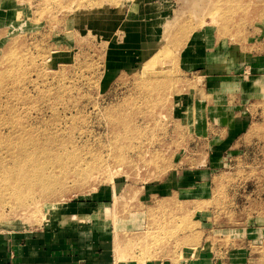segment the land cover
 <instances>
[{
  "label": "rangeland",
  "instance_id": "rangeland-1",
  "mask_svg": "<svg viewBox=\"0 0 264 264\" xmlns=\"http://www.w3.org/2000/svg\"><path fill=\"white\" fill-rule=\"evenodd\" d=\"M165 23L174 37L153 66ZM203 29L223 45L224 72L240 84L229 105L239 103L250 124L235 152L208 170L211 192L208 174L194 190L160 188L154 197L150 187L191 170V149L202 164L210 148L196 142L191 105L183 114L191 100L183 93L204 87L182 66V49ZM23 144L59 158L48 178L24 183L23 197L0 202V234L56 227L49 220L60 211L63 227L68 212L79 216L115 185L107 203L83 211L113 231L147 229L144 239L122 241L120 264H183L243 226L264 256V0H0V163ZM48 181L56 187L45 197Z\"/></svg>",
  "mask_w": 264,
  "mask_h": 264
},
{
  "label": "crops",
  "instance_id": "crops-1",
  "mask_svg": "<svg viewBox=\"0 0 264 264\" xmlns=\"http://www.w3.org/2000/svg\"><path fill=\"white\" fill-rule=\"evenodd\" d=\"M192 36L182 49L180 62L187 73L198 74L197 77L203 81L204 88L183 93L190 94L191 98L183 109V114L191 105V123L196 133L194 137L198 138L196 142H199V139L210 141V148L205 151L202 164L198 161V149H191L192 157L189 158L194 161L191 170L175 172L169 181L167 179L162 185L155 184L150 187L152 189L149 191L154 197L158 196L156 194L160 192V188L167 195L194 190L203 179L207 181L204 176L208 174V192H211L213 174L208 170L220 166L226 158L224 154L235 152V143L250 124L247 116L240 115L238 102L229 105L231 101L228 98L236 96V93L231 95L229 91L233 88L238 91L240 84L224 72L227 65L223 45L218 41H211L206 30ZM215 47L218 48L217 51H214ZM197 100L199 102L195 103ZM116 187L114 185L109 189L100 190L98 200L79 206V216L68 212V221L63 227H59V222L63 219V211H60L61 215L57 220H49V223L56 227L45 226L46 228L40 231L0 234V264H115L113 226L102 222L104 216L100 217L94 210L83 209L87 206L94 209L107 203L106 199L112 198L113 193L118 191ZM88 211L93 212L95 218H90ZM72 224L75 226L72 227ZM225 231L227 235L233 236L228 243L203 250L198 259L193 257L183 264H264V256L258 253L256 245L253 244V241H258L257 236H249L248 227H230ZM128 264L139 263L130 261ZM144 264L169 263L166 260L151 259Z\"/></svg>",
  "mask_w": 264,
  "mask_h": 264
},
{
  "label": "bare ground",
  "instance_id": "bare-ground-1",
  "mask_svg": "<svg viewBox=\"0 0 264 264\" xmlns=\"http://www.w3.org/2000/svg\"><path fill=\"white\" fill-rule=\"evenodd\" d=\"M198 8H199V6H198ZM171 26H172V23L171 24L170 23H165V25H164V28H163L162 33H161V36H160V40H161V37H162L163 42L167 40V44H165V45L163 44L164 46L162 48H160V50L155 55H153V58L152 59L155 58V60L153 61V64L151 63V65H153V66H154V63L156 62V60L159 61V59H162L163 55H165V54L167 55L168 54V49H166V47L168 46V43L171 41V38L174 37L172 35H171L172 37H170L171 29L174 27V26H172V28H171ZM173 32H174V30H173ZM188 33H189V31H188ZM185 34L183 36V40L185 39V37H187V35H189V34H187V35H185ZM179 35H180V33H179ZM176 39H178V38H176ZM173 41H175V40L173 39ZM178 48H180V46L177 47L176 50ZM169 52H171V51H169ZM170 57H171V55H170ZM152 59L150 58V60H152ZM150 60L147 62V64H146L147 66L150 64L149 63ZM23 145L26 146L27 144H23ZM27 150H28L27 149V146L25 148L24 147H21V149H19L18 151L11 152V154H12L11 155L12 156V163H6V162L0 163V176H2V172H4L6 174V176H2L3 178H0V179H3L4 180V181L2 180V182H0V196H1L0 202L1 201L2 202L5 201L6 197H8L11 194L12 195H19V196H15V200L16 199H19L20 196L23 197L22 194H23L24 190H23L22 186H24V183L27 182L26 184H28L29 181H31L35 177H38L39 179H41V178H43V179L48 178V176L46 174L47 173V169L49 168L48 165L54 164L56 162V159L59 158L57 156L50 157V153L51 152H49V150H47V149H43V151L41 149H33L31 151H29V150L27 151ZM41 155H43V158H41ZM35 179H37V178H35ZM49 179H50V177H49ZM42 184H44L42 186L43 195L45 197L52 196V194L55 192L54 191L55 190V188H54V186H55L54 182L52 183V182L48 181V182H44ZM59 186H61V185L59 184ZM24 195H27V194L24 193ZM37 203H39V202H37ZM149 218H150V216H149ZM45 219H46V221H48V218H45ZM114 231H115L114 232V239H115L114 240V246H115V250H116V252H115L114 255H115V259L117 260V263L118 264H120V260H121V256H120L121 243H122L123 240L126 239V236H128V237L133 236L135 238L142 237L144 239L146 237L145 235H149L148 234L149 232L147 231V229H143L142 230V228L140 230L130 231V232H125V231H120V230H114ZM113 249H114V247H113Z\"/></svg>",
  "mask_w": 264,
  "mask_h": 264
}]
</instances>
